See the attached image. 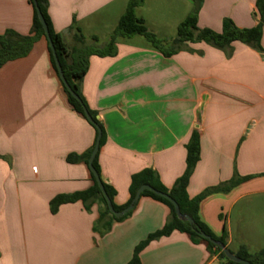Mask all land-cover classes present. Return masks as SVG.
<instances>
[{
  "label": "crops",
  "instance_id": "0c3cea01",
  "mask_svg": "<svg viewBox=\"0 0 264 264\" xmlns=\"http://www.w3.org/2000/svg\"><path fill=\"white\" fill-rule=\"evenodd\" d=\"M54 31L80 57L87 46L104 49L128 0H46ZM256 0H202L200 29L221 32L224 19L240 29L256 26ZM193 9L191 0H144L135 11L148 32L175 38ZM33 10L27 0H0V35L28 36ZM262 51L234 42L224 52L205 43L164 57L140 36L118 38L112 56L89 55L81 94L97 112L106 139L99 150L102 181L115 192L113 203L129 201L131 177L155 171L171 189L186 167L191 134L200 137L199 161L187 195L251 177L227 193L199 204L200 220L233 254L242 246H264V29ZM94 129L66 101L44 38L30 53L0 67V264H128L136 246L162 229L166 206L140 198L130 215L104 232L101 206L64 204L52 214L59 195L92 185L84 163L70 164L95 142ZM97 227L98 230L94 228ZM139 264H224L204 242L173 232L150 242Z\"/></svg>",
  "mask_w": 264,
  "mask_h": 264
},
{
  "label": "trees",
  "instance_id": "16d2710c",
  "mask_svg": "<svg viewBox=\"0 0 264 264\" xmlns=\"http://www.w3.org/2000/svg\"><path fill=\"white\" fill-rule=\"evenodd\" d=\"M193 3V9L188 17L178 26L175 38L170 41L161 40L154 34L147 31L142 19L136 16V9L142 5L144 0H128L127 8L120 18L115 31L110 36L109 42L104 47V49H96L92 46H87L84 38L79 35L77 37L78 43L81 45L80 54L81 57L71 64L67 63V59L72 54L66 44L64 43L62 37L57 34L50 22L47 13V1L46 0H35L38 9L40 10L44 21L47 24L49 36L55 50L56 57L61 66L63 76L67 82L70 89L76 93L79 97L81 103L75 100L65 89L61 83L62 90L66 96V101L71 109L83 118L86 122L83 108H85L88 114L91 116L96 125L100 128L102 132V137L100 140V148L103 146L106 134L100 120H97V112L92 111L85 99L81 94V81L86 74L88 67V57L89 55H99V56H112L115 51V44L118 38L131 39L135 36H140L146 40L150 47L158 52H160L164 57H171L178 52L186 49V44L195 43H205L213 48L227 52L231 50V45L234 42H239L244 44L256 51L261 52L262 48L260 41L262 38V33L264 29V0H256V16L258 17L257 24L255 27L250 29H240L236 27L231 20L224 19L222 22L221 32L216 33L210 29H200L197 26V16L202 5V0H191ZM28 4L33 10L32 27L30 34L28 36H20L12 31H6L4 34L0 35V67L7 64L8 62L26 57L34 43L40 38H45L44 31L39 23L35 5L32 0H27ZM47 42V40H46ZM48 44V43H47ZM48 52L50 56V62L54 72L57 77L58 73L56 66L51 54L49 45ZM90 126L94 129L95 135L97 136V130L94 125L88 122ZM96 139V138H95ZM93 146L82 155H69L66 161L70 164L84 163L88 166L89 157L91 155ZM200 154V137L197 131H194L189 141L186 145V167L184 173L175 181L171 189H166L160 182L158 175L155 171L151 169H144L143 171L133 175L131 177V182L129 186V201L126 205L118 207L113 203V198L115 195L114 190L103 181L104 190L112 202V207L115 211H121L130 205L134 199L137 190L143 186L148 185L154 190L167 194L174 202L178 205L179 211L182 215L188 216L192 219L193 224L190 225L185 221L179 220L174 211L173 205L166 199L154 195L149 191H144L141 195L142 198H149L153 201L159 202L166 206L169 210V217L162 227V229L150 234L145 241L140 243L135 247L131 261L128 264H139V253L144 247H146L150 242L158 240L163 237H168L173 232H179L187 234L190 241L193 244H198L204 242L206 244L207 251L216 256L224 264H237L226 259L220 248L216 247L212 243L203 240L199 233H204L215 241H218L226 246L225 236L217 237L210 229L200 220L199 217V204L207 196L214 193H227L232 188L238 184L249 180L251 177L238 178L235 175L227 183L221 184L219 186L209 188L200 193L197 197L190 199L187 195V187L194 171L196 164L199 161ZM99 151L93 161V167L96 172L100 173V167L98 164ZM91 183L90 188L83 192L74 193L72 195H59L51 200L49 203L50 212L54 214L58 208L64 204H71L75 202L83 203L84 207L87 209L88 206L97 202L101 206L98 219L99 229L106 232L111 228V225L116 222H121L126 219L131 212L126 214L121 218H115L108 210L107 204L95 182V179L90 172ZM102 180V179H101ZM136 206V205H135ZM98 230L97 227L94 228ZM234 255L250 264H264V246L256 251L250 252L246 247L242 246L238 249Z\"/></svg>",
  "mask_w": 264,
  "mask_h": 264
},
{
  "label": "water",
  "instance_id": "95a60500",
  "mask_svg": "<svg viewBox=\"0 0 264 264\" xmlns=\"http://www.w3.org/2000/svg\"><path fill=\"white\" fill-rule=\"evenodd\" d=\"M34 5H35V8H36V12H37V17H38V20H39V23L41 24V27L44 31V35H45V38L47 40V43L49 45V48H50V51H51V54L53 56V60H54V63H55V66H56V70H57V73H58V76H59V79L61 81V83L63 84V86L65 87V89L67 90V92L75 99L77 100L79 103H81L79 97L76 95V93H74L70 87L68 86L67 82L65 81V78L63 76V72H62V69H61V66L58 62V59L56 57V54H55V50L53 48V45H52V42H51V39H50V36H49V31H48V27H47V24L46 22L44 21V18L40 12V10L38 9L37 7V4L35 2V0H32ZM83 111H84V115H85V118L87 119V121L89 123H91L92 125H94L96 127V130H97V136H96V139H95V142H94V145H93V149H92V152H91V155L89 157V161H88V168L90 170V172L92 173L94 179H95V182L97 183V186L107 204V207H108V210L109 212L115 217V218H121L123 216H125L126 214H128L129 212H131L135 205L138 203V201L140 200L141 198V195L144 191H149L151 193H153L154 195L156 196H159L161 198H164L166 200H168L174 207V211H175V215L176 217L181 220V221H185L187 223H189L190 225L193 224V221L190 217L188 216H185V215H182L179 211V207L178 205L174 202V200H172L167 194H164V193H161V192H158L156 190H154L152 187L148 186V185H143L141 186L137 192H136V195L134 197V199L132 200V202L130 203L129 206H127L126 208H124L123 210L121 211H115L112 207V202L110 201V199L108 198L105 190H104V187H103V183H102V180L99 176V174L96 172V170L94 169L93 167V161L99 151V146H100V140H101V137H102V132L100 130V128L96 125V123L93 121V119L91 118V116L88 114L87 110L85 108H83ZM97 120H99L98 116L96 117ZM200 237L205 240V241H208L210 243H212L213 245H215L216 247L220 248L221 251L223 252L224 256L226 257L227 260L233 262V263H237V264H250L249 262L247 261H244L238 257H236L232 252H230L226 246L218 241H215L213 240L212 238H210L209 236H207L206 234L204 233H199Z\"/></svg>",
  "mask_w": 264,
  "mask_h": 264
},
{
  "label": "rangeland",
  "instance_id": "374dc122",
  "mask_svg": "<svg viewBox=\"0 0 264 264\" xmlns=\"http://www.w3.org/2000/svg\"><path fill=\"white\" fill-rule=\"evenodd\" d=\"M146 41V40H145Z\"/></svg>",
  "mask_w": 264,
  "mask_h": 264
}]
</instances>
